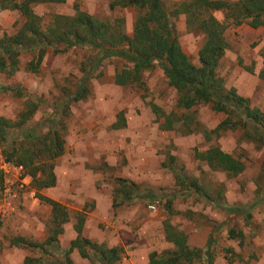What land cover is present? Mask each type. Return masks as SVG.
<instances>
[{"label":"rangeland","instance_id":"374dc122","mask_svg":"<svg viewBox=\"0 0 264 264\" xmlns=\"http://www.w3.org/2000/svg\"><path fill=\"white\" fill-rule=\"evenodd\" d=\"M163 1L172 13L184 0ZM225 1L236 3L240 0ZM112 3L113 0H67L64 4H34L33 10L42 18L44 29L54 22L55 16L73 17L80 9L109 23L122 20L126 33L133 38L137 9L112 7ZM214 15L224 20L225 13ZM23 22L18 12H1L0 37L13 35ZM175 25L183 50L194 65L200 66L199 51L204 34L190 31L184 15L175 20ZM225 37L229 49L218 74L227 89L235 88L264 113V76H261L264 72V28L256 30L247 24L231 25ZM95 55L90 49H75L65 54L49 50L40 73L30 74L24 68L33 56L30 52H22L21 71L12 78L2 77L1 83L21 90L24 97H17L15 92L1 93L0 117L17 123L25 103L38 101L41 106L26 129L36 127L38 132L42 131L39 125L45 119H52L53 110L67 98L64 91L76 89L82 77V64ZM127 66L116 58L105 61L97 72L99 76L91 81L88 99L71 105L70 116L64 123L66 130L62 128L66 150L56 161V186L38 192L39 183L33 182L27 170L20 178L10 175L9 184L0 178V264H22L31 255L24 248L13 247L14 238L34 242L46 239L51 207L39 195L61 202L72 212L88 213L84 235L108 245L123 244L126 260L119 264H149L150 253L171 249L164 233L166 223L183 229L189 245L203 251L207 250L212 237H216L215 264H264V202L253 212L252 225H248L242 217H229L203 198L188 196L176 180L177 173L197 180L215 198L222 192L229 205L254 202L258 192L264 197V144L259 146L246 141L241 131L222 132L219 138L214 135L209 141L204 131L214 130L225 118L223 114L215 113L205 104L190 111L178 110V93L159 66L143 74V89L116 85V73ZM155 105L165 114L175 112L178 116L186 114L195 119V124H190L194 132L182 134L181 131L188 132L184 124L177 130H164L162 119L153 112ZM63 109L59 114L62 115ZM120 114H123L122 129L117 128L121 123ZM56 120L60 123L61 117ZM23 137L21 130L12 128L6 142L0 138V154L7 159L4 151L20 144ZM213 145L240 158L246 164L245 172L233 178L196 159L197 151L204 152ZM119 180L135 183L139 194L151 193L155 199H135L112 212L111 196L119 187ZM94 199H98L99 207L102 206L95 211L91 210ZM155 203L157 210L153 211L150 206ZM169 206L173 214H169ZM75 221L73 219L66 226L61 237L60 255L66 253L76 238ZM231 229L242 231L244 240H231L228 235ZM72 260L74 264H94L76 253Z\"/></svg>","mask_w":264,"mask_h":264},{"label":"trees","instance_id":"16d2710c","mask_svg":"<svg viewBox=\"0 0 264 264\" xmlns=\"http://www.w3.org/2000/svg\"><path fill=\"white\" fill-rule=\"evenodd\" d=\"M66 2L67 0H0V13L6 10L18 12L24 21L16 33L0 37V94L15 92L17 97H24L21 90L1 83L2 77L12 78L21 71L22 52H30L33 56V60L24 68L30 74L40 73L49 50H54L57 54H65L75 49L96 52L95 56L82 64V77L76 83V89L65 90L67 98L53 110L52 119H45L39 125L42 131L38 132L39 128L36 127L26 129L41 106L38 101L29 100L25 103L17 123L0 117V138L3 142L7 141L12 128L22 131L23 141L4 152L8 161L23 166L33 182L39 183L38 192L57 184L56 161L65 152L66 140L62 128L66 130L64 123L70 116L71 105L88 99L91 94V81L99 76L97 72L104 62L113 58L128 65L116 73V85L139 86L143 89V74L159 66L178 93V110L190 111L205 104L215 113L223 114L225 118L214 130L204 131L209 141L214 135L219 138L222 132L241 131L246 141L259 146L264 144V113L254 107L250 99L241 96L235 88L227 89L224 79L218 74L221 61L229 49L226 31L231 25L239 27L247 24L256 30L264 28V0H240L236 3L225 0H184L172 13L168 12L163 0H113L112 7L137 9L138 16L134 24L136 34L133 38L126 33L122 20L109 23L80 9H77L73 17L55 16L54 22L44 29L41 25L42 18L33 10L34 4ZM216 12L225 13L223 21L216 18ZM181 15L186 17V25L190 31H201L205 36L199 51L200 66L192 63L180 43L175 20ZM261 76H264V72ZM59 100L62 101L61 98ZM62 108L61 115L59 112ZM152 109L162 119L161 127L164 130H177L184 124L188 127V132L181 131L182 134L189 135L194 132L192 125L195 124V119L192 117L186 114L178 116L175 112L165 114L157 105ZM119 116L121 123L117 128L122 129L123 114ZM59 117L60 123L56 120ZM195 157L212 170L221 171L233 178L239 177L246 170V164L240 158L226 153L220 146L213 145L204 152L197 151ZM171 160L175 161L174 157ZM0 178L3 181L2 176ZM176 180L188 196L203 198L215 204L229 217H242L248 225H252L253 212L264 202V197L258 192L254 202L229 205L222 192L215 198L197 180H190L180 173H177ZM119 182L120 185L114 189L112 196L115 208L130 204L135 199H155L151 193L139 194L135 183L126 180ZM39 198L51 207V215L46 224V239L34 242L16 237L11 241L13 247L24 248L31 253L22 264H74L71 255L76 251L82 259L94 264H119L122 261L120 248H109L83 235L85 213L72 212L62 203L42 195ZM168 211L169 214L174 213L170 206ZM73 219L76 220L74 230L77 238L71 242L66 253L60 255L58 251L61 250V237L65 234V226ZM228 235L231 240L245 238L243 232L237 229H231ZM165 236L174 245V249L161 255L152 253L150 264H215L216 237H212L207 250L203 251L191 247L187 234L169 223L165 226Z\"/></svg>","mask_w":264,"mask_h":264},{"label":"built area","instance_id":"2783aa9c","mask_svg":"<svg viewBox=\"0 0 264 264\" xmlns=\"http://www.w3.org/2000/svg\"><path fill=\"white\" fill-rule=\"evenodd\" d=\"M24 171L25 169L23 166H19L11 161H8L6 158L3 157V155L0 154V176L4 178L7 184H9L10 182L8 180V177H11L10 175H14L20 178V177H23ZM25 178H28V177H25ZM150 209L153 211H156L157 203L151 205Z\"/></svg>","mask_w":264,"mask_h":264},{"label":"crops","instance_id":"0c3cea01","mask_svg":"<svg viewBox=\"0 0 264 264\" xmlns=\"http://www.w3.org/2000/svg\"><path fill=\"white\" fill-rule=\"evenodd\" d=\"M66 146V145H65ZM65 150H66V147H65ZM65 153V152H64ZM64 155V154H63ZM62 155V156H63ZM61 156V157H62ZM111 199H112V206L110 207V210L113 208L114 210H112V212H115V210L116 209H118L119 207H117V208H115L114 207V201H113V198H112V196H111ZM56 201V200H55ZM58 202V201H57ZM61 203V202H60ZM99 202H98V199H94L93 201H92V207H91V210H96V209H98V208H100V207H102V206H100L99 207V205H97ZM123 206V205H122ZM121 207V206H120ZM77 212H81V210H79V211H77ZM87 216H88V213H86V219H85V225H86V222H87ZM75 221V220H74ZM72 222V221H71ZM75 223H76V221H75ZM69 224V223H68ZM67 224V225H68ZM66 225V226H67ZM85 225H84V229H85ZM66 226H65V230H66ZM179 229V228H178ZM180 231H183L185 234H187L183 229H179ZM164 233H165V225H164ZM83 235H84V232H83ZM85 236V235H84ZM188 236V235H187ZM86 237V236H85ZM76 238H77V234H76ZM75 238V239H76ZM87 238V237H86ZM74 239V240H75ZM89 239V238H88ZM91 241H93L92 239H90ZM167 240V239H166ZM73 241V240H72ZM71 241V242H72ZM93 242H96V243H98V244H105L107 247H109V248H114V247H118V248H120L121 250H122V260H126V258L124 259V253H125V249L123 248V244L122 245H119L118 244V246L117 245H108L106 242H102V243H100V242H98V241H93ZM170 243V242H169ZM71 244V243H70ZM171 245H172V248L171 249H169V250H165L164 252H161V251H153L152 253H157V254H159V255H161V254H163V253H165V252H167V251H172L173 249H174V245L172 244V243H170ZM70 247V246H69ZM69 249V248H68ZM138 250V249H137ZM137 250H135L134 252H135V254H136V252H137ZM159 252H161V253H159ZM74 253H76V254H78V256L79 257H81L80 256V254L76 251V252H74ZM73 253V254H74ZM152 253H150V255L152 254ZM72 254V255H73ZM130 254V253H129ZM72 255H71V258H72ZM149 264H150V256H149Z\"/></svg>","mask_w":264,"mask_h":264}]
</instances>
